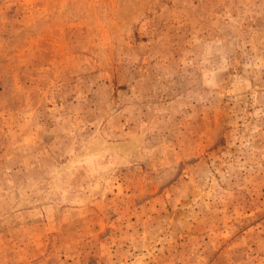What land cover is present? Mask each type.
Returning <instances> with one entry per match:
<instances>
[{"label":"rangeland","instance_id":"374dc122","mask_svg":"<svg viewBox=\"0 0 264 264\" xmlns=\"http://www.w3.org/2000/svg\"><path fill=\"white\" fill-rule=\"evenodd\" d=\"M0 264H264V0H0Z\"/></svg>","mask_w":264,"mask_h":264}]
</instances>
